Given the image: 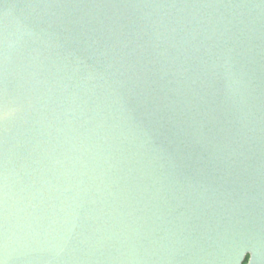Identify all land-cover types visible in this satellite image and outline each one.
<instances>
[{"label": "water", "instance_id": "water-1", "mask_svg": "<svg viewBox=\"0 0 264 264\" xmlns=\"http://www.w3.org/2000/svg\"><path fill=\"white\" fill-rule=\"evenodd\" d=\"M264 264V0H0V264Z\"/></svg>", "mask_w": 264, "mask_h": 264}, {"label": "trees", "instance_id": "trees-1", "mask_svg": "<svg viewBox=\"0 0 264 264\" xmlns=\"http://www.w3.org/2000/svg\"><path fill=\"white\" fill-rule=\"evenodd\" d=\"M247 261H248V256H247V258L245 259L244 264H246Z\"/></svg>", "mask_w": 264, "mask_h": 264}]
</instances>
